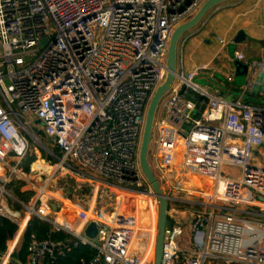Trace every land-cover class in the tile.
Returning a JSON list of instances; mask_svg holds the SVG:
<instances>
[{"label": "built area", "instance_id": "obj_1", "mask_svg": "<svg viewBox=\"0 0 264 264\" xmlns=\"http://www.w3.org/2000/svg\"><path fill=\"white\" fill-rule=\"evenodd\" d=\"M205 1L0 0V166L22 176V191L33 192L25 204L30 214L71 232L75 245L81 241L97 249L92 260L80 264H155L145 249L129 246V225L113 214L120 191L144 195L139 210L146 208L150 217L147 198L159 210L139 161L146 112L166 76L174 29ZM234 56L246 60L240 50ZM248 65L252 76L264 75V58ZM194 76L177 67L176 82L161 101L166 100L164 115L155 119L151 155L163 188H181L179 180L190 182L191 174L207 177V203L189 201L208 210L194 214L187 247L181 244L183 227L169 223L162 264H264V107L208 95L196 119L195 103L182 94L183 88L197 89ZM32 117L41 127L35 128ZM40 130L50 148L39 139ZM30 139L55 158L46 178L27 177L20 167ZM226 167L239 168L240 174ZM57 173L75 178L79 188L86 183L96 188L97 205L114 202L110 211L91 209L96 241L51 217L49 195ZM3 188L0 215L17 223V213L3 203ZM168 196L172 202L188 200ZM69 248L32 235L29 264H55Z\"/></svg>", "mask_w": 264, "mask_h": 264}, {"label": "crops", "instance_id": "obj_2", "mask_svg": "<svg viewBox=\"0 0 264 264\" xmlns=\"http://www.w3.org/2000/svg\"><path fill=\"white\" fill-rule=\"evenodd\" d=\"M240 31L244 32L245 38L240 42L235 43V39ZM236 50H240L246 55V60L242 61L245 64H249V62L253 60L264 58V0H229L220 3L213 7L196 26L185 32L180 38L177 55L178 70L195 72L193 81L197 87L194 91H188L183 88L182 94L195 103L191 115L196 119L201 118L206 109L209 100L208 95L221 96L226 100L242 98L245 102L264 107V103L259 102L264 101V75L258 73L257 75L252 76L251 69L246 76L238 75L237 73L239 71L236 69L235 64L237 59L234 56ZM229 77H232V79L230 80ZM246 80H248V83ZM165 101L166 100H164L158 108L156 115L157 119L162 118L164 115ZM190 125L191 121L184 123L180 128L182 133H186L189 130ZM55 149H53V151ZM152 151L153 149H151V152ZM48 159V161L51 162V165L55 162V158L49 153ZM36 162L39 163L36 164L35 169L31 170V173L34 171L36 175L39 173L41 178L42 176L46 178L53 171H48V175L45 177L40 170L42 169V160L39 159ZM51 165H49L50 168L52 167ZM179 169H181V163L180 166L175 167V175L180 174V171H178ZM60 176L62 177V182L59 185V189L57 191H51V188L57 183L56 177V183H53L50 188L49 197L53 208L51 217L58 221L59 214L61 213L63 218L70 224L67 226L70 228L72 227L71 230H78V228L81 227L80 234L85 236L86 227L84 223L87 222L88 226L93 216L91 218L88 217L86 219L87 221L85 220L83 222V220L78 219L80 214L85 215V212L89 211L92 213L91 209H93V207L96 208V211L99 209H102V211H104L103 209L110 211L111 207L108 209V206L114 204V202H109L107 204L99 203L97 205L95 197L96 188L90 186L89 183H86L79 188V182L75 178H71L70 176ZM187 184H189V182L183 177L179 180L178 184L181 188L174 189L171 187L170 190H173V192H171L170 195L177 197L178 193L185 192L187 190L185 188ZM166 187L169 188V185L166 184ZM202 188L203 190L200 189V191L196 188L198 190L197 192L205 193V186ZM32 197L33 196H31L30 201ZM129 198L130 196L125 198L124 205H127L126 203ZM30 201L28 203H30ZM3 203L9 207L11 212L17 213L19 216L17 222L19 227L14 237L9 240L6 251L0 253V264H29V254L26 258V262H22L19 259L18 253L24 233L33 215L30 214L27 209L21 213L20 211L13 210L8 202L3 201ZM172 203L173 202L170 201L169 209L172 224H180L183 227L184 235L181 244L182 246L187 247L190 243V225L193 220L192 216L194 215V211L180 209L181 205H176V208L174 204H180L179 201ZM114 210L115 213L113 214V217H118L119 222L122 220V216H124L125 219L133 217V226L131 227L129 225V246L131 247V244H133L134 250L137 251L139 248L145 249V254L149 255L147 247L152 238L151 233L153 229L151 228L152 225L150 226V229H148L149 224H151V217L146 208H141L139 213H136L134 207H131L130 205L128 209L125 206H121V208L118 209L117 203ZM198 212L199 211H196V213ZM110 213L111 212H106V214ZM53 229H62L72 234L57 225H53ZM146 234H148V237ZM96 239L97 236L95 241ZM154 242L153 236V240L150 242V255L153 252L151 243L153 245ZM155 255L156 253L154 250V258ZM153 257L150 256V260L155 262Z\"/></svg>", "mask_w": 264, "mask_h": 264}, {"label": "water", "instance_id": "obj_3", "mask_svg": "<svg viewBox=\"0 0 264 264\" xmlns=\"http://www.w3.org/2000/svg\"><path fill=\"white\" fill-rule=\"evenodd\" d=\"M226 1L229 0H206L191 18L182 22L174 29L170 37L169 46H168V54L166 60V64H167L166 76L164 78V81L161 84H159L156 90L154 91V94L147 108L145 124L141 139V145H140L139 161H140L141 169L147 181L154 189L155 194L157 195L159 200L155 264H162L165 234H166V229L169 225L168 216H169V204H170V197L168 196V194H166L160 180L155 175L149 160L150 145H151L157 111L161 104L162 99L170 92V90L172 89V87L176 82L178 43L180 38L185 32L196 26L213 7ZM244 38H245L244 32L240 31L235 39V43L240 42ZM45 42L46 40L43 39L42 43L44 44ZM235 64H236V69L239 71L237 73L238 75L246 76L249 74L250 66L248 64H245L239 60H236ZM97 232H98L97 226L94 222H91L85 229V234L92 239L96 238Z\"/></svg>", "mask_w": 264, "mask_h": 264}, {"label": "rangeland", "instance_id": "obj_4", "mask_svg": "<svg viewBox=\"0 0 264 264\" xmlns=\"http://www.w3.org/2000/svg\"><path fill=\"white\" fill-rule=\"evenodd\" d=\"M246 82L248 83V80H246ZM259 102L264 103V101H259ZM32 122L34 123L35 128H37L38 126L40 127V125H41V122H39V120H37L36 118H33V117H32ZM36 133H37L39 139L48 148H50L51 147L50 146V143L48 141V138L45 136L44 132L40 130V131H37ZM153 145H154V133L152 134V140H151V145H150V159H149L150 160V163H151V166H152V168L154 170L153 163H152L153 162V158H152V155H151V149H153ZM32 156L34 157V160L30 163L29 171H27V169H25L24 162L28 159V157L31 158ZM39 159L42 160V166H43V168L40 169V170L42 171V175H44L46 177L48 175V171L53 170V169H51L49 167V165H51V162L48 161L49 160L48 159V150L47 149H44L43 146H39V144H38L37 141H35L33 139H30V151H29L28 155L25 157V159L23 160V163L20 164V167H21L22 171L27 173V177H31V176H33L35 174L34 171L31 173V170L32 169H35V167H36V161L39 160ZM13 163L14 162H11V164H13ZM178 166H180V160L177 161V167ZM45 168H47L48 170L45 169ZM226 171L229 172L232 175L238 176L240 174V171L241 170L239 168H236V167H226ZM154 173H155L156 176H158V171L157 170L156 171L154 170ZM37 174L39 175V173H37ZM56 178H57V183L55 184V186L53 188H51V191H54V190L57 191L59 189V187H60L59 185L62 182V177L60 176V174L57 173L56 174ZM190 179H191V181L185 187L187 190L185 192H180L177 195V197H179L181 199H188V200L187 201L186 200L179 201L180 204H176L175 203L174 205H175V207H176V205H179V206L181 205L180 206V209H189L192 212L194 211L193 213L196 214V211H203L207 206H204L203 204H200V205L199 204H194V203L190 202L189 200H194V201H198V202H202V203H205V202L207 203V197H206L205 194H206V191H207L206 188L209 189V187H206L205 188V193L202 192V191H201L202 193L197 192L198 190L196 188H198L199 191H200V189L203 190L202 187H204V186L202 184H199L198 182H200L202 179L206 180L208 178L207 177L204 178L202 176H197L196 174L195 175L194 174H191ZM11 182H15L16 185L19 184L20 182H22V184L20 186V189L22 191V186L25 183V180L22 178V176L19 175V174H17V173H11L10 169H8L7 167L5 168V167L0 166V195L2 194V189L1 188L4 187L3 188L4 191H3L2 199L4 201L8 202L9 205H10V207L13 210L20 211L22 213V211H26V209H27L25 207V204L26 205H29V203H25V202H23V201H21L19 199V197L15 194L14 189L12 187H9V184ZM206 182H207V180H206ZM26 190H28V189H26ZM164 190H165L166 194H168V195H170V193L173 192V190L172 191L169 190L166 187V185L164 186ZM208 193H209V191H208ZM175 194H177V193H175ZM131 198L132 199H130V201L132 202V206L133 207H137V206H140L138 204L139 200H142L145 197H143L141 199H138L135 196H131ZM251 198H254V197H250V199ZM174 202H177V201H173V203ZM107 203H109V202H106V204ZM109 208L110 207H108V209ZM150 208H151L150 210L152 211V214H151L152 215L151 222H153V220H154V222H153L154 223V229L152 230V233H151V237L152 238L150 240V242H151L153 240V236H154V241H155L156 226H157V221H158L159 210L158 211L157 210H154V208L151 207V206H150ZM206 209L208 210V208H206ZM135 211H136V209H135ZM169 216H170V210H169ZM78 230H81V227H79ZM146 230H148V229H146ZM146 236L148 237V234H146ZM150 242H149V245L147 247V250H148L147 252L149 254L147 256L148 257H150V256L153 257L154 250H155V253H156V246H155V242L153 243V245L151 243L152 251L153 252L150 255V251H151Z\"/></svg>", "mask_w": 264, "mask_h": 264}, {"label": "trees", "instance_id": "obj_5", "mask_svg": "<svg viewBox=\"0 0 264 264\" xmlns=\"http://www.w3.org/2000/svg\"><path fill=\"white\" fill-rule=\"evenodd\" d=\"M54 152L56 154H59V150L57 148L54 150ZM33 160V156L31 158L28 157V159L24 162L25 169L29 170L30 163ZM21 184L22 182L17 185L15 184V182H11L9 184V187H12L14 189L15 194L21 201L28 203L31 196H33V192L21 191ZM58 221L63 224L69 225L68 221L63 218L61 213L59 214ZM168 222H172L170 216H168ZM18 227V224L13 219L4 215H0V253L6 251L7 244L9 240L14 237L15 233L18 230ZM32 235H35L39 240L50 239L56 243L64 242L70 245L69 249H65L64 252L57 257L55 264H80L82 260H92L97 253V249L90 244H84L79 241V243L75 245L74 241H76L77 238H75L72 234L62 229L55 230L53 229V225L51 223L42 220L36 215H33L24 233L21 247L18 253L19 259L22 262H26V258L29 254L28 247L31 242Z\"/></svg>", "mask_w": 264, "mask_h": 264}, {"label": "bare ground", "instance_id": "obj_6", "mask_svg": "<svg viewBox=\"0 0 264 264\" xmlns=\"http://www.w3.org/2000/svg\"><path fill=\"white\" fill-rule=\"evenodd\" d=\"M37 163H39V162H36V164ZM42 168H43V166H42ZM40 169V168H39ZM45 169H47V168H45ZM48 170V169H47ZM208 183L207 182H203V186H205V188L208 186L207 185ZM210 188L208 189L207 188V192L206 193H208V191L210 192ZM127 196H135V197H137L138 199H141V198H143V197H145L144 195H141L140 196V194L139 193H134V192H125V191H120V194H119V198L117 199V203H118V209H120L121 208V206H124V200H125V198H127ZM148 199V202L150 203V206L151 207H153L152 206V203L150 202V198H147ZM140 203H141V200H139V202H138V204L140 205ZM70 204V203H69ZM139 206H137V207H134V210L136 209V213H139ZM155 210V209H154ZM151 214H152V211H151ZM93 215H92V213H91V211H89V212H85V218H84V220H83V222L88 218V217H92ZM151 219H152V215H151ZM126 220V223L128 224V225H130L131 227L133 226V223H132V221H133V217H130V218H126L125 219ZM153 222H154V220H153ZM153 222H151V224L153 223ZM151 224L149 225V227H148V229H150V226H151ZM151 228L152 229H154V223L152 224V226H151ZM79 232H80V230H78Z\"/></svg>", "mask_w": 264, "mask_h": 264}]
</instances>
